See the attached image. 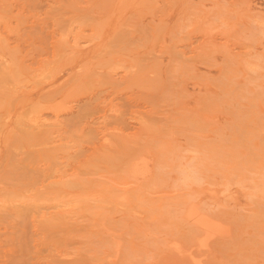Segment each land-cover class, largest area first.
<instances>
[{"label": "rangeland", "instance_id": "rangeland-1", "mask_svg": "<svg viewBox=\"0 0 264 264\" xmlns=\"http://www.w3.org/2000/svg\"><path fill=\"white\" fill-rule=\"evenodd\" d=\"M0 15V264H264V0Z\"/></svg>", "mask_w": 264, "mask_h": 264}, {"label": "bare ground", "instance_id": "bare-ground-1", "mask_svg": "<svg viewBox=\"0 0 264 264\" xmlns=\"http://www.w3.org/2000/svg\"><path fill=\"white\" fill-rule=\"evenodd\" d=\"M6 1H7V0H6ZM8 2H9V0H8ZM89 2H90V1H89ZM94 2H95V1H94ZM75 3H76V2H75ZM87 4H90V3H87ZM91 5H93V4H91ZM121 5H122V4H121ZM88 6H89V5H88ZM140 6H141V4H140ZM71 7H72V6H71ZM5 9H6V8H5ZM8 9H9V8H8ZM11 10H12V9H11ZM108 11H109V10H108ZM50 13H51V12H50ZM12 15H13V14H12ZM83 15H84V14H83ZM109 15H110V14H109ZM3 16H4V15H3ZM14 16H15V15H14ZM98 16H99V15H98ZM8 17H9V16H8ZM15 17H16V16H15ZM104 17H105V16H104ZM9 18H10V17H9ZM20 18H21V17H20ZM83 18H84V17H83ZM0 19L2 20L1 15H0ZM3 19H4V17H3ZM83 20H84V19H83ZM97 20H98V19H97ZM8 21H9V20H8ZM74 21H75V20H74ZM84 21H85V20H84ZM11 22H12V21H11ZM9 23H10V22H9ZM76 24H77V23H76ZM17 26H18V25H17ZM14 27H15V26H14ZM63 30H65V29H63ZM93 30L95 31L96 28L93 29ZM96 31H97V30H96ZM96 31H95V33H96ZM18 33H19V32H18ZM14 34H15V33H14ZM66 34H67V33H66ZM89 37H90V36H89ZM77 40H78V39H77ZM64 43H65V42H64ZM1 45H2V44H1ZM64 45H65V44H64ZM77 45H78V43H77ZM62 46H63V45H62ZM75 46H76V45H75ZM1 48H2V47H1ZM1 48H0V49H1ZM3 48H4V47H3ZM5 48H6V46H5ZM72 48H74V47H72ZM61 50H62V49H61ZM1 51H2V50H1ZM72 52H73V51H72ZM3 53H4V52H3ZM62 53H63V52H62ZM55 54H56V53H55ZM62 56H63V55H62ZM15 63H16V62H15ZM15 63H13V64L15 65ZM11 66H12V65L10 64V67H11ZM5 67H6V66H5ZM44 67H45V66H44ZM48 67H49V66H48ZM11 68H12V67H11ZM42 68H43V67H42ZM49 68H50V67H49ZM52 68H53V67H52ZM110 68H111V67H110ZM3 69H4V71H5V68H3ZM16 69H17V68H16ZM54 69H55V68H54ZM54 69H53V70H54ZM0 70H1V68H0ZM39 70H40V69H39ZM51 70H52V69H51ZM4 71H3V72H4ZM43 71H44V70H43ZM43 71H42V72H43ZM48 71H49V70H48ZM3 72H2V73H3ZM6 72H7V70H6ZM8 72H9V71H8ZM13 72H14V71H12V75H15V72H14V74H13ZM18 72H20V71L18 70ZM51 72H52V71H50V74L52 75ZM53 72H54V71H53ZM56 72H57V70H56ZM16 73H17V72H16ZM44 73H45V72H44ZM7 74H8V73H7ZM7 74H4V73H3L2 76H0V77H1L2 79H4V78H3L4 75L7 76ZM10 74H11V73L8 74V75H9L8 77H10ZM28 74H29V73H28ZM37 74H38V73H36V75H37ZM50 74H48V72H47V75H46V73H45V75H46L47 77H48V75H50ZM56 74H57V73H56ZM12 75H11V76H12ZM31 75H32V74H31ZM38 75H40V74H38ZM41 75H42V74H41ZM43 75H44V74H43ZM45 75H44V76H45ZM51 75H50L48 78L51 77V79H52V76H51ZM53 75H54V73H53ZM16 76H17V77H15V76H12V77H14L13 80H14V79H17V80H14V81L17 82L19 78H18V75H17V74H16ZM46 76H45V78H46ZM8 77L5 78L6 81L9 80ZM12 77H11V78H12ZM19 77H20V76H19ZM24 78H25V76H24ZM30 78H33V76H31ZM36 78H37V77H36ZM36 78H35V79H36ZM41 78H42V77H41ZM10 80H11V79H10ZM46 80H47V79H46ZM52 80H53V79H52ZM28 81H29V80H28ZM37 81H38V80H37ZM41 81H42V80H41ZM7 82H8V81H7ZM9 82H10V81H9ZM9 82H8L7 84H9ZM11 82H12L13 84L15 83V82H13L12 80H11ZM11 82H10V83H11ZM22 82H23V81H22ZM24 82H26V81H24ZM38 82H39V81H38ZM49 82H50V81H49ZM20 83H21V82H20ZM17 84H18V83H17ZM25 84H26V83H25ZM27 84H28V83H27ZM31 84H32V83H31ZM38 84H39V83H38ZM48 84H49V83H48ZM10 85H11V84H10ZM17 86H18V85H17ZM20 86H21V85H20ZM20 86H19V89H20ZM40 86H41V85H40ZM22 87H23V85H22ZM36 87H37V86H36ZM4 88H5V87H4ZM23 88H24V87H23ZM2 89H3V88H2ZM24 89H25V88H24ZM13 90H14V89H13ZM17 90H18V89H17ZM72 90H73V88H72ZM6 91H9V90H5V92H6ZM13 92H15V91H13ZM21 92H23V91H21ZM7 93L9 94V92H7ZM7 93H5L4 95H6ZM17 93H18V92L16 91V94H17ZM8 94H7V96H8ZM13 94H14V93H13ZM25 94H26V92H25ZM7 96H6V97H7ZM12 96H13V95H12ZM0 98H1V95H0ZM3 98H4V97H3ZM15 98H16V97H15ZM10 100H11V99H10ZM13 100H14V99H13ZM4 101H5V100H4ZM49 101H50V99H49ZM52 101H53V100H52ZM9 102H10V101H9ZM11 102H12V100H11ZM3 103H4V102H3ZM27 103H28V102H27ZM59 104H60V103H59ZM38 105H39V104H38ZM2 106H3V104H2ZM7 106H8V105H7ZM32 106H33V104H32ZM41 106H42V105H41ZM54 106H55V104H54ZM42 107H43V106H42ZM49 107H50V105H49ZM11 108H12V107H11ZM35 108H36V106H35ZM45 108H46V107H45ZM26 109H27V108H26ZM31 109H32V108H31ZM63 109H64V107H63ZM36 110H37V109H36ZM36 110H35V111H36ZM25 111H26V110H25ZM25 111H24V112H25ZM44 111H45V110H44ZM59 111H61V110H59ZM29 112H30V111H29ZM12 113H13V112H12ZM12 113H11V114H12ZM23 114H24V113H23ZM27 114H28V113H27ZM3 116H6V114L3 115ZM22 116H23V115H22ZM27 117H28V116H27ZM27 119H28V118H27ZM18 120H19V119H18ZM20 120H21V119H20ZM24 120H25V119H24ZM24 120H23V121H24ZM28 120H29V119H28ZM35 120H36V119H35ZM1 121H2V120H1ZM1 121H0V123H1ZM26 122H27V121H26ZM5 123H6V122H5ZM18 126H19V124H18ZM6 127H7V126H6ZM38 127H39V125H38ZM45 128H46V127H45ZM4 129H5V128H4ZM16 129H17V127H16ZM20 129H21V128H20ZM22 130H23V128H22ZM28 131H29V130H28ZM22 132H23V131H22ZM22 132H21V133H22ZM18 133H19V132H18ZM48 133H50V132L48 131ZM48 133H47V134H48ZM14 134H15V133H14ZM22 134H24V132H23ZM45 134H46V133H45ZM47 134H46V135H47ZM0 135H1V134H0ZM24 135H25V134H24ZM50 135H51V134H50ZM22 136H23V135H22ZM48 137H49V136H48ZM13 138H14V137H13ZM14 139H15V138H14ZM6 140H7V139H6ZM19 141H20V140H19ZM48 141H49V140H48ZM20 142H21V141H20ZM12 144H13V143H12ZM20 144H21V143H20ZM18 145H19V144H17V146H18ZM19 146H20V145H19ZM19 148H20V147H19ZM6 157H7V154H6ZM3 160H4V159H3ZM5 161H6V160H5ZM9 162H10V160H9ZM3 163H4V162H3ZM128 164H129V163H128ZM1 165H2V164H1ZM9 165H10V164H9ZM9 165H8V167H9ZM6 167H7V166H6ZM10 167H11V166H10ZM13 168H14V167H13ZM143 169H144V168H143ZM9 170H11V168H10ZM7 171H8V170H7ZM17 171H18V170L16 169V172H17ZM5 172H6V171H5ZM18 172H19V171H18ZM184 172H186V171H184ZM184 172H183V173H184ZM19 173H21V172H19ZM189 173H190V172H189ZM1 174H2V173H1ZM10 174H11V173H10ZM133 174H134V173H133ZM187 174H188V173H187ZM187 174H186V175H187ZM11 175H12V174H11ZM134 175H136V174H134ZM145 175H146V174H145ZM183 175H184V174H183ZM188 175H189V174H188ZM188 175H187V177H188ZM190 175H191V174H190ZM2 176H3V175H2ZM6 176H7V175L5 174L4 177L6 178ZM18 176H20V175H18ZM0 177H1V176H0ZM15 177H16V176H15ZM20 177H21V176H20ZM22 177H23V176H22ZM25 177H26V175H25ZM25 177H23V178L25 179ZM185 177H186V176H185ZM187 177H186V179H188ZM10 178H11V177H10ZM10 178H8V179H10ZM16 178H17V177H16ZM18 178H19V177H18ZM189 178H190V177H189ZM6 179H7V178H6ZM26 179H27V178H26ZM12 180H13V178H12ZM12 180H10V181L12 182ZM27 180H28V179H27ZM27 180H26V181H27ZM4 181H6V180H4ZM16 181H17V180H16ZM16 181H15V182H16ZM21 181H22V180H21ZM2 182H3V181H2ZM11 182H9V183H11ZM18 182H19V181H18ZM3 183H4V182H3ZM5 183H6V182H5ZM5 183H4V184H5ZM13 183H14V182H13ZM4 184H3V185H4ZM9 185H10V184H9ZM5 186H6V185H5ZM12 186H13V185H12ZM64 187H65V186H64ZM66 187H67V186H66ZM68 189H69V187H68ZM4 190H5V189H4ZM15 191H16V190H15ZM61 191H62V190H61ZM5 192H6V191H5ZM6 193H7V192H6ZM11 193H12V192H11ZM21 193H22V192H21ZM61 193H63V191H62ZM84 194H85V193H84ZM5 195H6V194H5ZM17 195H19V194H17ZM23 195H24V194H23ZM23 195H22V196H23ZM86 195H87V194H86ZM6 196H7V195H6ZM14 196H15V195H14ZM26 196H27V195H26ZM26 196H25V197H26ZM59 196H60V194H59ZM63 196H64V194H63ZM63 196H62V197H63ZM72 196H74V195H72ZM72 196H71V197H72ZM83 196H84V195H83ZM7 197H8V196H7ZM56 197H58V195H57ZM62 197L60 196L61 199H62ZM69 197H70V196H69ZM71 197H70V198H71ZM75 197H78V196H74V198H75ZM1 198H2V197H1ZM10 198H11V197H10ZM10 198H9V197L7 198L8 201H9ZM18 198H19V197H18ZM54 198H55V197H54ZM64 198H65V196H64ZM79 198H80V197H79ZM79 198H78V199H79ZM83 198H86V199H87V197H82V199H83ZM12 199H13V198H12ZM22 199H23V198H22ZM24 199H25V198H24ZM30 199H33V198H30ZM30 199H29V200H30ZM37 199H38V198H37ZM37 199H36V200H37ZM41 199H42V198H41ZM41 199H40V200H41ZM45 199H46V198H45ZM61 199H60V201H61ZM72 199H73V198H72ZM82 199H80L79 202H80ZM14 200H15V198H14ZM18 200H19V199H18ZM55 200H56V199H55ZM55 200H54V201H55ZM67 200H68V199H67ZM84 200H85V199H84ZM1 201H2V200H1ZM4 201H5V200H4ZM4 201H3V202H4ZM23 201H24V200H23ZM49 201H51V200H49ZM63 201H64V199H63ZM76 201H77V199H76ZM82 201H83V200H82ZM85 201H86V200H85ZM27 202H29V201L27 200ZM51 202H53V200H52ZM58 202H59V201H58ZM65 202H66V201H65ZM4 203H5V202H4ZM7 203H8V202H6V204H7ZM15 203H16V202H15ZM15 203H13L12 205H15ZM66 203H67V202H66ZM80 203H81V202H80ZM61 204H62V203H61ZM61 204L59 203L60 206H61ZM64 204H65V203H64ZM67 204H68V203H67ZM81 204H83V203H81ZM8 205H10V204L8 203ZM59 205H58V206H59ZM78 205H79V204H78ZM85 205H86V204H85ZM7 207H8V206H7ZM71 207H72V206H71ZM8 209H9V208H8ZM195 209H196V208H195ZM78 210H79V209H78ZM81 210H82V209H81ZM193 210H194V209H191L190 211L193 212ZM5 212H6V211H5ZM2 213H3V212H2ZM4 214H5V213H3V215H4ZM64 214H65V213H64ZM55 216H56V215H55ZM55 216H54V217H55ZM63 216H64V215H63ZM1 217H2V215H1ZM17 217H19V215H17ZM194 217H195V216H194ZM197 218H198V217H197ZM49 219H50V218H49ZM57 219H59V218H57ZM57 219H56V220H57ZM50 220H51V219H50ZM53 220H54V218H53L51 221H53ZM56 220H55V221H56ZM2 221H3V220H2ZM5 221H6V220H5ZM55 221H53V222H55ZM49 222H50V221H49ZM44 223H45V224L47 223L46 220H45V222L43 221V224H44ZM58 224H59V223H58ZM48 225H49V224H48ZM61 225H62V224H61ZM47 227H48V226H47ZM55 227H56V226H55ZM57 227H58V226H57ZM196 227H197V225H196ZM48 229H49V228H48ZM197 230H199V229H197ZM201 231H202V230H201ZM202 233H203V232H202ZM206 234H207V233H206ZM52 236H53V235H52ZM68 242H69V241H68ZM57 243H58V242H57ZM53 244H54V243H53ZM55 244H56V243H55ZM62 244H63V242H62ZM58 248H61V247H58Z\"/></svg>", "mask_w": 264, "mask_h": 264}]
</instances>
